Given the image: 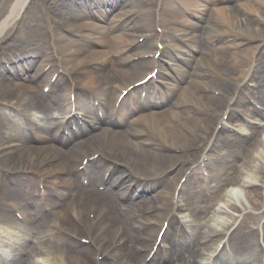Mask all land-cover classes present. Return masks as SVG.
Returning a JSON list of instances; mask_svg holds the SVG:
<instances>
[{
	"label": "bare ground",
	"instance_id": "6f19581e",
	"mask_svg": "<svg viewBox=\"0 0 264 264\" xmlns=\"http://www.w3.org/2000/svg\"><path fill=\"white\" fill-rule=\"evenodd\" d=\"M27 1L28 0L7 1L8 5L4 6L0 11V36L7 32V29L14 22L17 12L21 10ZM121 1L122 0H118L116 5H114L110 0H106L102 4L98 3V7H106V9H104L105 11L102 10V15H104L103 18L104 20L106 19L103 25L88 22V15L85 9L83 7L71 6L72 4H65L63 7H59L53 14L54 21L59 22L60 26L67 29L71 34L91 39L95 43L94 48L86 47L85 44L79 43L55 28L56 53L63 59V69L73 74L76 77L77 82L85 88L93 89L99 86L98 94L101 100L102 114L106 112L108 108L110 109L111 99L115 100L117 98L115 91L111 90L110 85H115L114 88L116 89H124L115 80L118 79V81H121L126 78H130L136 75L139 71L143 70L142 65L139 63L129 66L126 65V60L131 57V54L128 56L125 55L126 57L121 56V38L124 37L127 39L133 32L137 33L141 28L146 29L145 21L147 20L150 22V18L148 20V18L145 17V19V10H141L139 18L133 21L131 25H129L128 22L118 25L116 22L129 12H122V7L119 5ZM125 1L128 7L133 9L137 8L134 6L136 5V0ZM231 1L232 0H177V2L181 5L185 4L187 8L189 4L199 7L202 12L196 15L197 21H204L205 18H208L209 23L207 24V31L204 34L205 38L203 42V49L202 45H197V39L195 37L197 23L194 22L190 24L188 35L184 37L180 35L178 36L183 40L186 38L191 39V42L185 43L184 47L189 48V51L191 49L192 51L199 53L197 65L200 67H198V70L187 73H184L180 67H177V71L181 74L180 80L183 83V87L179 88L178 85L173 87V90L178 93L177 97L169 105L170 108L174 110L173 115L170 116L161 111L154 113V110L152 109H148L144 112L135 110L129 114L124 112L122 106H125L126 101H124L121 104L119 111L125 118L126 126L135 131V141H129L123 137L119 131L115 132L112 130H103L98 134L91 136L90 140L83 144V150L93 151L95 146L101 145L102 138L105 136L107 139L106 143L111 148L113 154L118 153L124 155L130 164L137 163V166L141 164L142 167L138 168L140 170L155 171L158 167L162 165L165 166L170 160L174 161L178 158L165 152L164 150L169 148L187 149L188 146L192 144L193 139L185 133L186 128H188V131L190 129H194L207 132L206 127L209 124H212L214 119L213 116L217 114V110L223 107V105L220 99L208 96L205 93L206 88L211 86V84L222 89H228L232 86L228 79L220 77L222 69H225L232 75L239 77L244 67L247 54L251 49H242L235 53H225L221 46H217L214 49L205 48L206 41L213 37L212 34L216 33L227 35V38H224L223 40L224 42H228L229 45H233L232 42H234V45H241L243 43L241 38L244 36L251 37L248 36L249 34L252 35L250 39L264 36V24L262 28L255 26V19L258 18L259 20H264L263 9L259 4H257L256 0H236L235 3L230 6L228 3ZM117 7L119 8V11L116 12L115 10ZM40 8L45 19V13L48 12L50 8L46 7L43 3L40 4ZM161 14L164 22L167 20L181 18V14L169 0L164 2ZM253 15H256L257 18H253ZM38 23L39 20L34 21L35 29L29 32V37H27L26 32L23 30L22 34L24 35L21 38H17V43H20L21 48L27 47L28 40L34 41L38 44L39 41L45 38L43 32L38 30V27L40 28ZM171 28L174 32H179L176 27L172 26ZM25 58L28 60L24 62L20 68L23 76L33 69L34 62L40 63L42 61L41 64H43L45 61V59L38 55L37 51L28 52ZM111 61H114L115 64L113 69H119L118 76H114L112 73L103 75L100 67H96L94 71L81 68L82 65L85 64L98 63L102 65L103 69H111ZM182 62L183 65L191 63L187 57L182 58ZM205 67H214L215 82L210 81V79H205L204 76H209L211 73V71H205ZM258 69L264 72V61L259 63ZM49 76L50 74L46 75L41 81L35 80V87H27L18 84L15 81L3 86L0 81V97L10 95V100L16 106L21 107L22 112L27 115L30 121V127L38 129L39 132L48 137L45 144L35 147L30 144L34 139L21 131L10 135L9 138L12 141L22 144L23 147L18 150L17 156H14V158L7 162L4 159L3 163L6 162V165L4 164L5 167L12 172H15V179L17 181L20 180L24 182L30 188L35 187L36 181L31 176L26 179L21 173L30 174V172H32L40 174V177L43 179L45 185L47 206L52 208L51 218L57 220L56 225L59 227H72L71 223L67 219V215L69 213L75 215L77 210L88 213V211L92 209L95 214H103L102 218L98 219L95 226V229H98L99 231H102L103 229V232L102 235L95 240V242L98 243L100 248L106 247L108 249L112 245L113 249L110 252H107L108 256L105 254V261L102 264H122L121 261L124 259L137 263L143 257L142 249H139L136 253L132 249L131 245L138 246V248L142 246L148 247L152 237H154L155 231L152 228H147L146 234H144V240L141 235L136 233L132 235V239L126 238L125 230L127 229L128 232L133 231L135 224L132 220L128 222L131 217H127V219L125 217L123 220L116 217L115 207L117 203L113 196L119 193V191H117V193H111V195H106L97 194L95 191L82 190L76 198L64 204L61 209L58 208L57 199H55V197L58 196L61 198V196L65 194L66 189L71 187L72 181L75 177H77V175L68 176L66 174L67 172L65 169L68 167V164L65 162V157L69 154L64 151L63 145L54 138L55 130H53V112L59 110V107H52L51 104L45 102V98L48 100L49 97L42 96L37 92L38 84L46 81ZM186 77H189V82H185ZM251 78L259 81V92L257 93V97L264 100V79L262 75H259L258 71L255 70ZM10 85H12V88H10ZM202 87H204V90H202ZM24 96H27L28 100H26L23 104L22 97ZM58 98L59 96L57 95L54 100L57 101L59 100ZM238 103L242 102L238 101ZM185 104H190L192 106L191 109H195H193L194 112L208 113L207 118L198 119L192 117L185 111H180L179 107ZM84 109L92 118L95 117V112L92 110L91 103H84ZM30 111H37L40 113V124L35 121L33 116L30 114ZM240 111L244 115L253 113V111L242 106H240ZM176 118L181 121V128L175 125L174 119ZM152 123L156 124V128L154 130L151 129ZM7 129L8 128L5 125L0 123V135L5 136L4 132ZM228 138H230V136L224 140L225 144L227 143ZM6 144L7 143L3 145ZM142 144H147L149 150L157 149L163 152H161V154L151 153L148 149H143L141 146ZM116 146L118 148L114 150ZM125 146H127L128 149H124ZM250 147H252V151H249ZM135 150H137V154ZM263 156L264 149H262V144L259 143L256 136H253L249 139L248 145H244L240 142L237 143L236 140H234L228 148L225 150L222 149L219 155L213 157V159L220 160L223 163H228L237 162L243 158L253 159L254 157H257V160L260 161ZM253 166L252 162L250 165H243L245 170L244 173H246L245 176L249 177V182L245 181L244 178H241L243 176V171L237 169L236 167L228 169L226 171V177H224L225 179L223 180H232V182L236 184L235 187L237 188H239L241 184L245 186L253 184L251 183V180L260 179V169L257 166ZM99 168L100 166H96L93 170V174L89 175L90 178L93 180L98 179L97 172L99 171ZM213 171L215 172V180L217 182L222 181L221 178H218V169L214 168ZM59 175H61V177H59ZM239 180H242V182H238ZM186 187L188 192L185 193L183 191V193L185 194L184 202L189 214L191 217L193 216L195 219L202 221V224L200 226H194L190 229L192 237L190 244L184 243L180 237L176 247H172L169 244V246L173 249V258L168 256L165 262H161V260L157 257V254H159L157 251L152 256L150 264H167L168 261H173L175 264H241L238 262L231 263L220 257L214 259L212 262L208 261L210 254L215 250V246L219 241V238H216L215 241L211 243L212 241H210V239H212V234L216 232H226L229 226L234 223V220H238V216L234 218L229 217V224L223 221L222 223H216L215 227L211 226L207 220L209 211H207L205 204H210L213 198L221 197L223 195L222 193H224L223 190L229 186H225L221 194L219 191L220 189H217L209 195H203L202 193L195 192L193 190L194 188H200L195 181L189 182ZM239 189L237 191V196L234 195V197L239 199V202L244 209L248 206H256L258 207V210H264V197L260 198L257 194V189L249 188L242 190L241 187ZM168 192L169 187L163 195H158L157 193L156 197L163 199L164 202L168 204ZM118 195L122 198L124 197L121 193ZM4 196H7L8 199H11L9 197L12 196V199H16L15 201H17L18 205L24 204L23 197L25 196L20 194L17 195L14 191L5 192ZM201 197H203V200L200 202ZM133 207H135V205ZM230 209L233 211L237 210L233 205H231ZM37 211H27L28 219H33V216L38 214ZM247 217L251 220L257 219L255 213L250 210L243 216L241 223ZM260 218L264 219V215ZM5 219L6 217H2L0 215V222ZM46 219L47 216H43L42 223L37 231L38 242L34 243L30 240H24L20 244L21 248L18 249V252H22L23 249H26L28 247L27 243L29 242L31 247L35 245L31 248V250L36 254L45 257H52L53 261L51 264H67L71 261H74V264H92V261L90 262L91 251L88 248L83 249V253L81 254L79 251L69 252L66 246L63 248L54 247L52 245V241L54 239L61 242H64V239L57 234L54 226H51L50 224L47 225ZM147 219L148 218L146 217L144 221ZM217 226L220 229H218ZM3 232L4 231H2V233ZM180 232L183 231L181 230ZM237 232L238 231H236V233L234 232L235 234L229 240L228 244L231 246V250L234 253L239 254V256L244 257L246 259L245 261L248 263L259 260V251L257 250L256 244H253L251 241L245 239L244 236L237 234ZM224 234L225 233H223V236ZM164 235V241L170 242L172 238L170 229L165 232ZM198 240H209L208 242L210 243H206L202 249H199ZM8 243V240H6L3 242V245L6 246ZM172 249L167 251V253L171 252ZM202 250L204 251L203 254L201 253ZM11 262L13 264H24V260L21 255L16 256Z\"/></svg>",
	"mask_w": 264,
	"mask_h": 264
},
{
	"label": "rangeland",
	"instance_id": "374dc122",
	"mask_svg": "<svg viewBox=\"0 0 264 264\" xmlns=\"http://www.w3.org/2000/svg\"><path fill=\"white\" fill-rule=\"evenodd\" d=\"M7 126L10 127L8 124H7ZM11 126H12V125H11ZM217 202H220V201H217ZM218 207H219V206H215L214 208L217 209ZM211 217H213V215H212ZM229 255H230V258H231V259H239V258H237V257H236L235 255H233V254H229Z\"/></svg>",
	"mask_w": 264,
	"mask_h": 264
}]
</instances>
